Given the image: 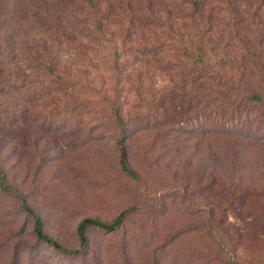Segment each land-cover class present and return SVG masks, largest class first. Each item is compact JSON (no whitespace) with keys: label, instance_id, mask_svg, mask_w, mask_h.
<instances>
[{"label":"rangeland","instance_id":"obj_1","mask_svg":"<svg viewBox=\"0 0 264 264\" xmlns=\"http://www.w3.org/2000/svg\"><path fill=\"white\" fill-rule=\"evenodd\" d=\"M89 1L0 0V264H264V72L176 58L194 0Z\"/></svg>","mask_w":264,"mask_h":264},{"label":"trees","instance_id":"obj_2","mask_svg":"<svg viewBox=\"0 0 264 264\" xmlns=\"http://www.w3.org/2000/svg\"><path fill=\"white\" fill-rule=\"evenodd\" d=\"M186 1L188 0H184L181 5L186 3ZM194 1L192 11L191 13L186 14V18L190 22V25L196 30L192 32V34H175L173 38H170L171 40H169L168 43L171 45L175 44V46L171 47V50L178 51L176 58H178L180 62H189L191 60L193 63L197 64L199 71H201L204 76H206L207 71L212 68L211 66H208V63L206 62L209 58L207 52L210 54L222 55L223 61H226L225 58H232L233 62L243 60L250 61L254 67L259 66L258 68L262 69L264 72V27H259V25H263L264 23L261 16L262 10H264V0H234L230 4L232 7L237 8L236 12L234 13L233 8H229L230 12L225 13H230L231 15L236 14V24H242L246 28L245 31L242 30L238 33L234 32L233 34L229 31H223V28H220V25L217 22L220 21L217 18V14L222 12V9H218V5L216 4L218 2H209L208 0ZM89 2L91 3V14L95 17H99V27L103 28L104 14L100 12L102 11L100 6L102 0H97V4L95 5H92V0ZM239 5H242L241 10L239 9ZM166 6L168 5H164V7ZM166 26H168V23ZM201 28L203 30H201ZM162 47V45H159L154 52L159 51ZM231 49L236 50V52H234L233 57L230 58L228 55H230ZM163 60L164 59L162 58L154 60L153 62L159 65ZM163 66L164 62L162 63V67ZM197 66L195 65V68ZM219 68L216 69L218 70ZM216 77H218V75ZM262 77L264 79V73H261V78ZM116 111H119V109H116ZM119 165L123 172L128 175H133L127 167V159L123 147H120L119 150ZM21 203L22 209L33 218V234L38 241L46 243L56 250L70 253V251L62 249L60 245L43 232L40 217L28 207L24 200H22ZM122 217L123 214L119 216L114 225H106L91 218L83 219L76 229L81 248L86 246V230L88 228H98L109 231L118 224Z\"/></svg>","mask_w":264,"mask_h":264}]
</instances>
